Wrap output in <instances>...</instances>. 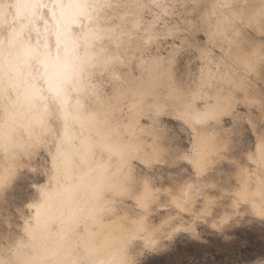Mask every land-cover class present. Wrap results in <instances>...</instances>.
Wrapping results in <instances>:
<instances>
[{
  "label": "snow or ice",
  "instance_id": "6c2138e0",
  "mask_svg": "<svg viewBox=\"0 0 264 264\" xmlns=\"http://www.w3.org/2000/svg\"><path fill=\"white\" fill-rule=\"evenodd\" d=\"M209 126L229 131L224 182L198 145ZM36 155L45 182L0 264H146L264 229V0H0V191Z\"/></svg>",
  "mask_w": 264,
  "mask_h": 264
},
{
  "label": "rangeland",
  "instance_id": "374dc122",
  "mask_svg": "<svg viewBox=\"0 0 264 264\" xmlns=\"http://www.w3.org/2000/svg\"><path fill=\"white\" fill-rule=\"evenodd\" d=\"M195 39L199 42V37ZM172 47L170 43L162 44V54L173 56L176 70L179 72L182 70V62H186V57L182 49H177L173 52ZM238 112L242 115L243 108H239ZM239 119L240 117L237 116V120ZM160 126L164 129L165 136L170 144L189 143L188 130L178 122L169 121L168 118H165ZM212 128L217 131L220 148H218L217 154L210 156L209 169L215 172L217 180L224 182L221 176L223 160L220 154L225 147L224 137L229 135V131L226 130V126L225 128L212 126ZM31 168L35 170L29 171L26 168H21L13 184L6 191H0V218L6 225V229L0 232L9 233L19 230L24 223L21 212L28 214L25 209L18 210L14 207L11 210L8 203L10 200L15 199L16 196V193L12 192V188L22 185L23 182H45V177L42 174V169L44 168V158L42 156H33ZM164 175L174 177L175 173L165 169ZM18 204H20V200H18ZM260 243L263 245H256ZM261 252H264V229L257 223L239 226L233 229L226 238L206 233L203 243L181 241L174 249L159 254H150L145 257V260L146 264H230L235 259L258 256Z\"/></svg>",
  "mask_w": 264,
  "mask_h": 264
},
{
  "label": "bare ground",
  "instance_id": "6f19581e",
  "mask_svg": "<svg viewBox=\"0 0 264 264\" xmlns=\"http://www.w3.org/2000/svg\"><path fill=\"white\" fill-rule=\"evenodd\" d=\"M215 138H217V137H215V133H212L211 130L205 129L201 133L200 140L198 141V145L202 142L203 146L206 148L207 154H208V161H209V158L211 155H215L218 152V149L216 148L217 142H216ZM39 184H42V183H38L37 181H34V182L29 181V182H23V184L20 186L18 185L17 187L16 186L13 187L12 192L13 193L15 192L16 196H15V199L10 200L8 203L11 207V210H12V208L16 207V209H18V210L25 209L28 212L26 205L34 199V195H35L33 192V187L38 186ZM29 185H30V187H29ZM18 200H20V204H18ZM26 216H27V214L23 212V215H22L23 220L26 219ZM4 229H6V225H5L4 221L0 218V231H2Z\"/></svg>",
  "mask_w": 264,
  "mask_h": 264
},
{
  "label": "crops",
  "instance_id": "0c3cea01",
  "mask_svg": "<svg viewBox=\"0 0 264 264\" xmlns=\"http://www.w3.org/2000/svg\"><path fill=\"white\" fill-rule=\"evenodd\" d=\"M209 128V129H208ZM207 130H211L212 131V133H215V137H217V131L215 130V129H213L212 128V126H209V127H207L206 128ZM216 139V142H217V146H216V148L218 149V148H220V146H219V144H218V139L217 138H215ZM219 146V147H218ZM29 187H30V185H29ZM19 208V207H18ZM22 213V215H23V212H21Z\"/></svg>",
  "mask_w": 264,
  "mask_h": 264
},
{
  "label": "trees",
  "instance_id": "16d2710c",
  "mask_svg": "<svg viewBox=\"0 0 264 264\" xmlns=\"http://www.w3.org/2000/svg\"><path fill=\"white\" fill-rule=\"evenodd\" d=\"M256 245H263L262 243H260V244H256Z\"/></svg>",
  "mask_w": 264,
  "mask_h": 264
}]
</instances>
